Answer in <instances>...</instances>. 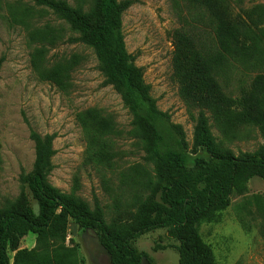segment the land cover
Segmentation results:
<instances>
[{"label":"rangeland","instance_id":"obj_1","mask_svg":"<svg viewBox=\"0 0 264 264\" xmlns=\"http://www.w3.org/2000/svg\"><path fill=\"white\" fill-rule=\"evenodd\" d=\"M59 1V0H58ZM88 11L95 0H60ZM125 5L122 31L128 53L152 88L165 114L159 123L163 150L184 152L191 161L199 112L181 98L174 75L176 32L207 27V13L190 0H118ZM232 18L264 13V0H224ZM69 19L34 0H0V210L28 188L22 178L35 162L32 133L53 135L55 156L49 183L93 211L99 206L109 225L139 219L150 196L154 166L147 160L133 118L121 95L103 75L89 46ZM264 43V42H263ZM264 74V49L254 60L223 61L216 80L223 92L238 97ZM209 117L208 139L234 155L264 149L257 128L221 130ZM217 264H264V181L254 178L244 194L234 193L218 221L199 227ZM29 235L21 248H36ZM66 245L77 249L80 264H108L96 230L70 221ZM152 263L179 264L177 242L165 229L133 243ZM14 254L10 253L11 263Z\"/></svg>","mask_w":264,"mask_h":264},{"label":"trees","instance_id":"obj_2","mask_svg":"<svg viewBox=\"0 0 264 264\" xmlns=\"http://www.w3.org/2000/svg\"><path fill=\"white\" fill-rule=\"evenodd\" d=\"M34 1L69 19L80 34L78 41L93 49L107 82L132 115L134 131L155 176L139 219L126 226L109 225L99 206L91 211L49 183L55 137L34 131L35 162L22 180L36 204L23 191L0 210V264H80L77 249L66 245L71 220L83 231L96 230L112 264L152 263L151 256L138 251L133 243L159 229H165L167 237L178 243L179 264H217L199 227L203 222L218 221L232 195L244 194L251 180L264 181V149L236 156L213 146L208 139L207 114L222 131L253 127L264 138V74L257 75L238 97L227 96L215 76L217 67L227 59L254 60L260 55L264 13L236 20L224 0H190L207 13L209 24L180 30L174 39L173 68L181 98L199 112L195 156L189 161L184 152L163 150L159 123L165 114L127 51L122 31L125 5L118 0H95L91 9L83 11L60 0ZM29 235L37 237L36 248H21ZM10 253L14 254L12 263Z\"/></svg>","mask_w":264,"mask_h":264},{"label":"water","instance_id":"obj_3","mask_svg":"<svg viewBox=\"0 0 264 264\" xmlns=\"http://www.w3.org/2000/svg\"><path fill=\"white\" fill-rule=\"evenodd\" d=\"M107 260H108V261H107L108 264H112L111 261H110V257H109L108 255H107Z\"/></svg>","mask_w":264,"mask_h":264}]
</instances>
